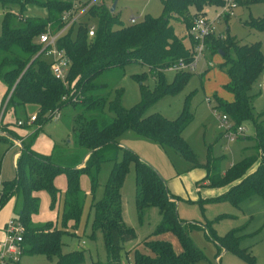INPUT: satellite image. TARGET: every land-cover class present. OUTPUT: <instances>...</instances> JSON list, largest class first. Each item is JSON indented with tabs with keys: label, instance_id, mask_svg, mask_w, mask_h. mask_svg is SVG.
<instances>
[{
	"label": "trees",
	"instance_id": "16d2710c",
	"mask_svg": "<svg viewBox=\"0 0 264 264\" xmlns=\"http://www.w3.org/2000/svg\"><path fill=\"white\" fill-rule=\"evenodd\" d=\"M238 1L241 5L264 4V0ZM73 2L74 0H0L5 9L0 34V83L7 88L3 103L8 99L0 119V142H6L10 146V138H14L21 139L23 145L16 163V178L3 182L0 209L16 194L21 196L17 218L24 226L23 255L44 254L51 261L56 258L51 264H81L86 259L85 250L63 251L64 229L58 228L51 220L42 224L33 221V214L40 207L38 192L45 190L50 194L52 207L64 193L63 223L67 225L70 220H75L77 224L87 195L81 186L82 175L90 177V193L94 196L99 185L102 163L114 160L102 198L93 200L91 204V235L96 237L98 231L103 233L107 259L88 264H131L124 262L123 249L127 240L136 237V230L124 220L121 191L132 162L140 220L148 207L156 206L161 214V221L155 234L172 231L182 245V251L177 253L168 240L147 239L144 244L152 254L135 250L134 264H194L204 258V254L192 240L187 223L179 217L178 196L170 191L167 181L155 167L134 151L122 146L120 139L128 132H135L164 148L173 164L174 157L178 156L192 163L189 169L205 168L206 176L201 182L202 186L225 188L213 200L230 199L235 206H239L256 195L264 199V122L259 119L261 114H254L252 95L249 94L253 83L264 70L261 43H242L231 35L224 38L222 33L212 34L208 38V49L224 57L223 65L229 76L225 88L234 96L233 100L228 101L216 94L217 108L229 115L235 127L251 120L255 129L253 136H242V139L253 141L252 153L231 163L222 171V158L210 155L206 163H201L183 135L194 119L190 97L174 119H168L161 113L146 114L156 101L178 94L193 75L192 71H178L171 82L165 75L169 66L181 59L189 61L193 58L191 48L177 34L171 22L173 13L184 16L189 29L194 16L204 14L203 9L207 6H221L222 0H164L163 15L146 16L143 20L130 24L121 22L119 13L111 11V5L105 2L93 5L86 15L87 21L71 27L57 41L58 48L64 49L71 61L66 86L52 73V58L47 55L38 37L48 24L55 30L60 29L63 26L61 15ZM34 8L43 9L44 15L32 13L31 9ZM91 21L97 26L93 36L89 35ZM248 25L264 30V14L251 17ZM131 62L147 65L149 72L156 77V85L151 88L144 83L147 72L134 74L133 77L140 82L142 98L136 105L126 108L122 103L124 90L117 89L116 96L109 100L101 92L104 85L97 83L96 78L109 68ZM63 97L66 99L63 100ZM29 106L36 107L34 124L41 127L22 137L15 130L17 127L27 128L31 117L28 114ZM68 106L79 110L74 118L73 129L77 132L78 143L89 151L82 165V162L75 163L74 166L62 165L54 162L51 155H44L33 149L34 136L46 122L52 120L54 110L59 109L61 114ZM106 107L114 114L111 119L102 116ZM7 113L11 116L4 121ZM20 120L23 123L19 125ZM120 150L123 151L121 161L118 160ZM62 174L66 176L64 192L57 187L55 181ZM204 225L209 236L219 244V253L222 247L225 251H236L247 261L255 262L249 249L240 247L237 235L240 228L219 236L211 227V222ZM126 257L129 258L128 251Z\"/></svg>",
	"mask_w": 264,
	"mask_h": 264
},
{
	"label": "rangeland",
	"instance_id": "374dc122",
	"mask_svg": "<svg viewBox=\"0 0 264 264\" xmlns=\"http://www.w3.org/2000/svg\"><path fill=\"white\" fill-rule=\"evenodd\" d=\"M163 1L118 0L116 11L120 15L121 22L130 24L132 16L140 21L146 16L160 17L163 15ZM104 2L112 5L114 0H99L97 4ZM213 11L210 6L203 9V13L208 15H212ZM4 12L5 9L0 3V34L3 27ZM31 12L40 15L45 13L41 8L31 9ZM263 14V3L240 5L234 17L228 21L221 20L218 31L223 34L224 38L231 35L242 43L260 42L264 55V30H257L248 25V20L251 17H260ZM184 19V16L173 13L171 22L175 26L177 34L189 46ZM209 62L212 64L210 65ZM223 62L222 54L214 53L208 49L205 57L200 59L197 69L193 72L186 86L178 94L165 96L153 103L146 114L161 113L168 119H174L181 113L187 98L190 97V108L194 114V119L184 130L183 135L194 149L201 163H206L210 155L211 157H220L222 158V171H225L231 163L252 153L253 141L241 137L233 142H228L223 130L218 126L217 114H222L223 111L217 108L215 95L217 94L218 97L228 101L234 98L233 94L225 88L229 76ZM143 72L148 73L144 83L154 88L156 85L155 75L149 72L147 65L139 62L109 68L96 78V82L104 85L101 92L106 94L109 100L116 96L117 89H123L122 103L126 108H129L141 101L140 82L133 75ZM176 73V71L166 70L167 80L173 81ZM262 73L253 83L249 94L252 95L254 114H261L259 119L264 122V77ZM207 98H211V101L209 102ZM78 112V109L71 106L65 107L58 120L46 122L34 136V143H37L36 148L49 152L54 162L74 166L75 162H82L89 152L86 147L78 143L77 132L73 129L74 118ZM103 113L102 116L106 119H111L114 115L108 107ZM102 121L104 122V119ZM241 125L246 129L244 136L254 135L255 129L251 120L244 121ZM15 131L18 132L19 128L17 127ZM120 143L155 167L167 181L170 191L178 196L179 217L187 223L192 240L204 254V258L194 264H264V199L256 195L243 201L239 206H235L230 199L213 200L212 198L221 195L225 188L202 186L201 182L206 176L205 168L189 169L192 163L178 156L174 157L175 164H173L164 148L132 131L122 136ZM18 151L19 148L9 147L6 142H0L1 177L3 181H11L16 178L14 157ZM122 159L123 151L120 150L118 160L121 161ZM114 164V160H106L102 163L98 177L99 185L94 196L90 193V177L87 174L82 175L81 186L87 195L81 219L77 224L75 220H70L67 225L63 223L64 193L52 207L50 194L45 190L38 192L40 207L38 212L33 214V221L42 224L51 220L55 222L58 228L64 229L62 236L63 251L85 250L86 259L81 264L107 259L103 233L98 231L96 237L91 235L93 220L91 204L93 200L102 198L105 184ZM56 185L60 190L65 191V174L57 177ZM121 192L124 220L128 226L136 230V237L124 243V262L134 264V252L137 249L152 254L151 250L145 247L144 242L147 239L168 240L173 244L175 251L180 253L182 245L174 232L166 231L158 235L155 234V229L161 221V214L156 206L148 207L143 219L140 220L136 204L135 168L132 162ZM21 202V196L16 194L0 209V229L4 227L8 219L17 217ZM208 222H211V227L219 236H225L234 228H240L237 233L240 247L249 249L248 251L255 257V262L247 261L236 251H225L222 247H220L222 251L219 253V244L209 236L204 227V224ZM127 251L129 258L126 257ZM54 261L56 258L51 261L44 254H24L18 264H51Z\"/></svg>",
	"mask_w": 264,
	"mask_h": 264
},
{
	"label": "built area",
	"instance_id": "2783aa9c",
	"mask_svg": "<svg viewBox=\"0 0 264 264\" xmlns=\"http://www.w3.org/2000/svg\"><path fill=\"white\" fill-rule=\"evenodd\" d=\"M99 0H74L72 6L63 11L61 15V22L63 26L60 29L55 30L51 24H48L47 28L39 35L38 41L43 44V49L46 50L47 55L51 56L52 64L51 69L54 76L61 80L66 86L68 85L69 71L71 61L64 49H60L57 46L58 39L66 33L71 27L78 26L80 23L87 21L86 15L89 9L97 4ZM241 5L238 0H222L221 6L215 8L212 15L206 13L197 15L192 18L191 25L188 29V35L192 40L191 50L193 52V58L189 61L184 59L179 60L175 64L169 66L166 70L172 71H192L194 72L202 57H205L208 50V38L212 34H221L219 29V23L222 19H230L236 15L237 8ZM131 23L137 22V18L132 16L130 18ZM96 23L94 21L89 22V35L93 36L96 32ZM211 65L212 62H209ZM264 77V71H263ZM66 97H63L65 100ZM210 102L211 98H207ZM61 114L59 109H55L53 112L52 120L56 121L60 118ZM37 114H32L29 122L34 123ZM218 126L223 130L224 136L228 142H233L239 137H242L246 133V129L243 125L237 127L234 126L233 121L228 114H217ZM23 121H19V125ZM3 179L1 177L0 166V198L2 196ZM24 234V226L17 217H11L5 226V237L1 241L0 250V264H16L23 256L24 247L22 245Z\"/></svg>",
	"mask_w": 264,
	"mask_h": 264
},
{
	"label": "crops",
	"instance_id": "0c3cea01",
	"mask_svg": "<svg viewBox=\"0 0 264 264\" xmlns=\"http://www.w3.org/2000/svg\"><path fill=\"white\" fill-rule=\"evenodd\" d=\"M211 7V6H210ZM212 8V10H214L215 11V7H211ZM214 11H213V13H214ZM229 19H226V21H228ZM187 30V36H188V41H189V46L188 47H190L191 48V45H192V40H191V38H190V36L188 35V29H186ZM186 44V43H185ZM6 86L5 85H3V84H1L0 83V119H1V117H2V114L4 113V110H5V107H6V103H7V101H8V99L7 100H5V102L6 103H3V99H4V96H5V93H6ZM35 111H36V107L34 106H29L28 107V114L31 116L33 113H35ZM10 114H8L7 116H5V119H4V121L6 120H8L9 118H10ZM28 125H27V128H19V133H20V135H22V137H26V136H28V134H31L36 128H39V126L38 125H35L34 123H30V122H28L27 123ZM43 128V127H42ZM17 129V128H16ZM4 134H7L6 132H4ZM10 140L12 141V143L10 144V146L9 147H16V148H19V151L17 152V154L15 155V157H14V162H15V167H16V163H17V159H18V156H19V154H20V152H21V148L23 147V145H22V142H21V140H16V139H14V138H10ZM36 145H37V143H34L33 144V149L36 151V152H38V153H41V154H44V155H50V153L49 152H44V151H41V150H39V149H37L36 148ZM86 158H87V156H85V158H84V160L82 161V163L81 162H75V163H81V165L84 163V161L86 160ZM66 177V176H65ZM55 181H57V178H56V180ZM64 192V191H63ZM11 200V199H10ZM9 220V219H8ZM8 220L6 221V223L8 222ZM6 223H5V225H4V227L3 228H1L0 229V250H1V241L4 239V237H5V226H6ZM219 258V257H218ZM21 261V260H20Z\"/></svg>",
	"mask_w": 264,
	"mask_h": 264
},
{
	"label": "water",
	"instance_id": "95a60500",
	"mask_svg": "<svg viewBox=\"0 0 264 264\" xmlns=\"http://www.w3.org/2000/svg\"><path fill=\"white\" fill-rule=\"evenodd\" d=\"M118 0H114L113 4L111 5V11L114 12L117 7Z\"/></svg>",
	"mask_w": 264,
	"mask_h": 264
}]
</instances>
